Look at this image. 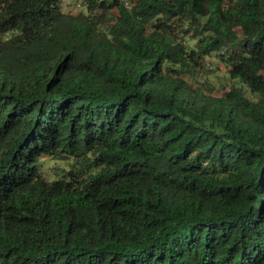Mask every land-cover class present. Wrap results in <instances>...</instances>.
Masks as SVG:
<instances>
[{
  "label": "trees",
  "instance_id": "1",
  "mask_svg": "<svg viewBox=\"0 0 264 264\" xmlns=\"http://www.w3.org/2000/svg\"><path fill=\"white\" fill-rule=\"evenodd\" d=\"M80 1L0 0V264H264V0Z\"/></svg>",
  "mask_w": 264,
  "mask_h": 264
},
{
  "label": "rangeland",
  "instance_id": "2",
  "mask_svg": "<svg viewBox=\"0 0 264 264\" xmlns=\"http://www.w3.org/2000/svg\"><path fill=\"white\" fill-rule=\"evenodd\" d=\"M124 1H132V0H124ZM62 6L64 11L77 12L83 9L82 1L80 0H62ZM110 18L114 20L115 16L118 15V9L112 8L110 10ZM240 31V30H238ZM213 58V59H211ZM207 61H210L211 65L217 68L214 74H211V77L215 83V92L218 94H223L224 91L228 90L235 80H232L227 72V68L224 63L218 60V57H207ZM68 162L63 159H53L47 158L43 165V170L50 177V179H54L56 173L61 169L62 166H66Z\"/></svg>",
  "mask_w": 264,
  "mask_h": 264
},
{
  "label": "built area",
  "instance_id": "3",
  "mask_svg": "<svg viewBox=\"0 0 264 264\" xmlns=\"http://www.w3.org/2000/svg\"><path fill=\"white\" fill-rule=\"evenodd\" d=\"M128 6H130V3L129 2H126Z\"/></svg>",
  "mask_w": 264,
  "mask_h": 264
},
{
  "label": "clouds",
  "instance_id": "4",
  "mask_svg": "<svg viewBox=\"0 0 264 264\" xmlns=\"http://www.w3.org/2000/svg\"><path fill=\"white\" fill-rule=\"evenodd\" d=\"M128 2V1H127Z\"/></svg>",
  "mask_w": 264,
  "mask_h": 264
}]
</instances>
